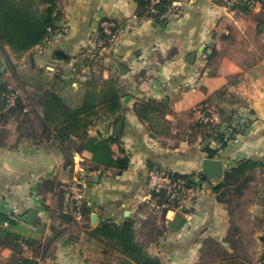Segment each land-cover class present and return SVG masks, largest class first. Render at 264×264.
Listing matches in <instances>:
<instances>
[{"label": "crops", "instance_id": "1", "mask_svg": "<svg viewBox=\"0 0 264 264\" xmlns=\"http://www.w3.org/2000/svg\"><path fill=\"white\" fill-rule=\"evenodd\" d=\"M57 5L58 27L66 26L68 32L52 35L21 60L0 45V83L19 92L36 127L44 115L36 96L38 83L59 76L54 89L78 107L86 81L117 80L122 116H102L88 136H117L115 125L124 118L119 142L110 145L114 157H129V166L124 171L97 166L76 136L67 143L56 136L41 141L28 137L20 123L24 114L0 111V211L38 214L33 224L0 223V234L10 231L48 246L42 258L30 249L25 252L38 264H121L124 255L111 251L104 256L87 233L105 221L126 219L136 221L137 239L160 264H229L241 259L239 248L253 238L263 245L264 170H257L243 196L235 197L242 206L220 200V192L203 183L179 213L157 205L149 172L194 173L197 180L200 160L208 156L202 145L217 148L219 142L203 130L177 124L194 121L195 108L208 100L224 111L221 125L229 133L250 113L256 119L221 151L225 164L264 160V0H173L157 19L140 15L136 0H57ZM104 19L116 22L117 36L105 50L95 51V35ZM150 103L161 106L144 119L137 106ZM74 181L80 182L90 220L74 212L55 187ZM241 208L249 226L238 216ZM62 212L73 221L66 222ZM94 213L101 222L93 224ZM0 249V262L8 264L12 250Z\"/></svg>", "mask_w": 264, "mask_h": 264}, {"label": "trees", "instance_id": "2", "mask_svg": "<svg viewBox=\"0 0 264 264\" xmlns=\"http://www.w3.org/2000/svg\"><path fill=\"white\" fill-rule=\"evenodd\" d=\"M140 15H148L155 19L167 13L171 8L173 0H161L156 7V12L152 13L149 8L148 0H136ZM248 10L247 7L240 6ZM60 11L57 0H0V45L8 48L15 59L21 60L28 53L34 50L38 45L43 44L53 35L51 30L58 27ZM55 76L52 80H45L38 83V92L36 96L40 98L44 109L43 117L39 118L37 126L31 125L28 118V112H25L26 104L19 97L11 108H6L4 94L11 89L7 82L0 83V111L3 114L11 115L24 114L20 123L25 126L26 134L36 140L49 139L52 136L58 137L63 142H70L71 136H76L83 140L82 148L93 153V161L97 166L106 168L112 167L124 171L129 166V157L127 155L114 157L115 152L110 142L112 140L119 142V137L111 135L106 138H93L88 136V129L93 126L102 116L114 117L119 119L124 112L120 87L117 80L86 81L84 83L85 92L82 102L78 107H72L67 100L54 89V83L59 80ZM161 105L150 103L149 105H138V114L146 119L150 114L158 112ZM224 114V111L222 110ZM252 113L246 116L244 124L237 131L228 132L222 125L206 126L204 131L206 135L211 136L219 142L217 148L206 147L205 151L209 157H221V151L228 145L235 133L247 130L256 119ZM200 126L202 124L198 123ZM227 169L222 179L213 183L214 179L196 180L195 174H181L169 172L170 176L186 179L189 186L197 187L203 183L210 186L214 192H220V200L233 203V197L240 198L245 190L254 180L257 170H264V160L247 158L226 164ZM217 180V179H216ZM49 183V181H48ZM61 190L64 197V186L55 184V187ZM152 198L156 200L157 205L167 210L169 197L164 191L151 190ZM178 209V213H179ZM79 213L83 219L90 220L91 209L86 204L81 208L73 209ZM66 222H72L73 217L69 213L60 215ZM19 215L8 214L0 211V223L18 224ZM184 220H181V224ZM88 237L95 239L101 247V253L107 256L111 251H117L126 258L121 260V264H160L158 259L150 257L144 250L143 244L137 239L136 221L126 219L123 222L116 223L105 221L95 228L88 231ZM26 246L37 257H44L48 251V246L39 243L33 238H25L17 233L5 231L0 234V247L9 248L13 255L8 264H38V261L25 256ZM109 246V247H108ZM264 256V255H263ZM264 259V257H263Z\"/></svg>", "mask_w": 264, "mask_h": 264}, {"label": "built area", "instance_id": "3", "mask_svg": "<svg viewBox=\"0 0 264 264\" xmlns=\"http://www.w3.org/2000/svg\"><path fill=\"white\" fill-rule=\"evenodd\" d=\"M161 0H148V8L152 13L156 12V7ZM116 29L117 24L113 20L104 19L100 23L99 30L95 35L94 50L102 51L106 47L113 43L116 39ZM54 34H62L68 32V27L61 26L54 30H51ZM6 108H11L16 105L17 100L20 95L16 90H10L8 93L4 94ZM25 112H29L26 107ZM194 120L202 125L207 126H218L221 125L222 119L225 116L222 113V109L218 108L216 105L202 102L195 108ZM149 183L152 189L156 191H164L169 197L168 207L171 210H178L185 207L186 203L191 200L195 193L200 190L198 187L189 186L186 179L177 178L170 176L169 172L163 169H153L149 172ZM65 196L68 198L69 205L71 209L81 208L85 204L84 196L82 193V187L79 181H74L66 184L64 186ZM2 203V198L0 197V205ZM26 250L28 248L24 246ZM264 263V262H263Z\"/></svg>", "mask_w": 264, "mask_h": 264}, {"label": "water", "instance_id": "4", "mask_svg": "<svg viewBox=\"0 0 264 264\" xmlns=\"http://www.w3.org/2000/svg\"><path fill=\"white\" fill-rule=\"evenodd\" d=\"M56 54L63 58H68L65 53L62 51H57ZM121 68V67H120ZM6 68L3 66L1 69V72L5 74ZM124 124V118H121L115 125L114 132L117 136L121 135L122 127ZM226 126V125H225ZM208 146L207 143H204L202 145V150H205ZM227 169V165L224 162V159L222 158H212L209 156H202L200 160V175L197 177V181L200 180H206V179H222L225 175ZM128 215V213H126ZM38 214L34 210L28 211L24 215H19V220L33 224L35 220L37 219ZM92 222L93 224H96L97 222H101V219H98V216L96 213L92 214ZM260 239L264 241V237L260 236Z\"/></svg>", "mask_w": 264, "mask_h": 264}, {"label": "rangeland", "instance_id": "5", "mask_svg": "<svg viewBox=\"0 0 264 264\" xmlns=\"http://www.w3.org/2000/svg\"><path fill=\"white\" fill-rule=\"evenodd\" d=\"M204 102H208V103L214 104L218 108L221 109V107L214 101L208 100V101H204ZM157 114L158 113H156L155 116H157ZM158 121L160 122V120H158ZM158 121H156V122L158 123ZM194 121L189 122V123L188 122L179 123L177 125L182 126V127H179V128H187L188 127L189 129L194 130V131L195 130H197V131H200V130L202 131L203 130L204 131L203 128H205L206 126H204V125L200 126L198 124V122H196V121L194 122ZM163 122H161V123H163ZM162 126H163L162 127L163 129H166V127H167L166 124H163ZM254 177H255V175H254ZM237 202H239V201L236 200L235 197H233V204H236ZM239 203L241 204L240 206H242V204L244 202L240 201ZM239 212H240V215H238V216L240 217L241 221L245 224V226H247V225L249 226L250 218H248L247 213L245 212V210H242V208H241L239 210ZM70 227L74 231L75 224L74 223H70ZM248 232L249 231H247V232L244 231L242 233L243 236H248V234H249ZM262 234L264 235V233H262ZM260 242L261 241L259 239L256 240V239L253 238V241H251L250 245L249 244L248 245L245 244V246L241 245V249L239 248V251H238V253L241 252V253H239L241 259H239V260H237L235 262L234 261L233 262H229V264L230 263H234V264H264L263 263L264 262V259H263V257H264L263 256L264 255V244L262 245ZM49 250H50V248L48 247V251H47L46 255L49 253ZM0 255H1V249H0ZM0 258H1V256H0ZM1 262H0V264H2ZM219 264H228V263H219Z\"/></svg>", "mask_w": 264, "mask_h": 264}]
</instances>
